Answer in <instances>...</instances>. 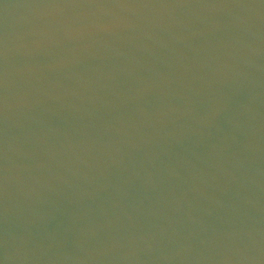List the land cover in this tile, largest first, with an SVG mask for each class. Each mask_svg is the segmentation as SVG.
I'll use <instances>...</instances> for the list:
<instances>
[{
    "label": "water",
    "instance_id": "95a60500",
    "mask_svg": "<svg viewBox=\"0 0 264 264\" xmlns=\"http://www.w3.org/2000/svg\"><path fill=\"white\" fill-rule=\"evenodd\" d=\"M3 264H264V0H0Z\"/></svg>",
    "mask_w": 264,
    "mask_h": 264
},
{
    "label": "clouds",
    "instance_id": "9594fccd",
    "mask_svg": "<svg viewBox=\"0 0 264 264\" xmlns=\"http://www.w3.org/2000/svg\"><path fill=\"white\" fill-rule=\"evenodd\" d=\"M0 264H3V261H0Z\"/></svg>",
    "mask_w": 264,
    "mask_h": 264
}]
</instances>
